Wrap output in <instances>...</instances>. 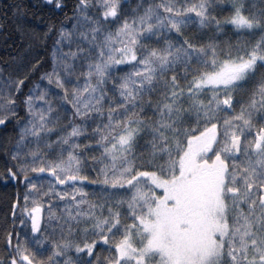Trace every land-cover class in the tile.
I'll return each instance as SVG.
<instances>
[{
	"label": "snow or ice",
	"instance_id": "6c2138e0",
	"mask_svg": "<svg viewBox=\"0 0 264 264\" xmlns=\"http://www.w3.org/2000/svg\"><path fill=\"white\" fill-rule=\"evenodd\" d=\"M45 7L0 0L42 28L0 69V264H264V0Z\"/></svg>",
	"mask_w": 264,
	"mask_h": 264
},
{
	"label": "trees",
	"instance_id": "16d2710c",
	"mask_svg": "<svg viewBox=\"0 0 264 264\" xmlns=\"http://www.w3.org/2000/svg\"><path fill=\"white\" fill-rule=\"evenodd\" d=\"M4 2L10 3L12 0H4ZM45 0H23V3L27 6L28 12L34 13L35 16L41 14H48V9L45 8H33V5L42 6ZM136 0H132L135 3ZM251 2L259 7V0H251ZM40 21H37L33 15H25L23 18H16L9 14L6 19L2 13H0V69H11L13 71H23V65L32 55H34V49L36 45L31 40L29 33L32 31H42ZM189 32L196 31L195 26H190ZM222 40H228L230 42H238L241 40H247L249 34L247 32L234 34L232 30H229L224 36L219 37ZM40 56H44V51L40 52ZM39 58V57H38ZM39 71L35 76L30 79L39 83ZM43 87V85H41ZM27 87V85H25ZM107 107V105H105ZM0 132L11 135V131H5L0 129ZM57 135L59 133H56ZM83 143V140L79 141ZM95 151V149H90ZM7 157L4 155L3 150L0 149V172L5 167ZM15 181L9 184H5L0 181V215L3 214V208L7 207L9 200V193L14 192ZM94 189H89L92 191Z\"/></svg>",
	"mask_w": 264,
	"mask_h": 264
}]
</instances>
